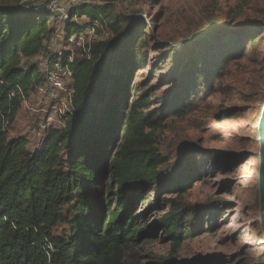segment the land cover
<instances>
[{
	"label": "trees",
	"instance_id": "obj_1",
	"mask_svg": "<svg viewBox=\"0 0 264 264\" xmlns=\"http://www.w3.org/2000/svg\"><path fill=\"white\" fill-rule=\"evenodd\" d=\"M114 11L109 0L73 6L61 29L64 43L81 37L85 43H73L60 56L45 44L58 31L44 5L0 4V264H135L126 252L146 235L140 227L152 207L137 212L146 191H154L159 203L164 189L183 194L199 179L189 160L170 165L160 152L157 130L186 110L181 105L152 110L146 92L133 93L131 76L141 58L133 43L139 35L129 21L130 28L122 27L126 19L110 21ZM106 29L115 32L117 43L88 40L92 30L98 36ZM224 32L203 33L194 53L214 48ZM122 43L128 46L120 50ZM217 54H206L210 66L203 73H219ZM39 56L73 72V108L32 151L28 136L10 137L9 128L23 100L47 81L33 60ZM193 214L172 200L170 211L152 226H163L177 251L200 228L190 224ZM60 225L66 227L61 235L54 231ZM144 264L173 263L156 258Z\"/></svg>",
	"mask_w": 264,
	"mask_h": 264
},
{
	"label": "rangeland",
	"instance_id": "obj_2",
	"mask_svg": "<svg viewBox=\"0 0 264 264\" xmlns=\"http://www.w3.org/2000/svg\"><path fill=\"white\" fill-rule=\"evenodd\" d=\"M47 1L0 0V4L42 6ZM62 1L74 5L73 0ZM109 1L115 5L110 21L115 16L126 19L122 27L131 26L132 33L141 35L133 43L141 55L131 76L133 93L146 92L152 110L176 105L186 110L183 116H170L157 130L160 152L170 165L189 160L199 176L183 194L164 189L159 203L154 191H146L147 198L137 204L140 214L152 207L140 227L146 235L138 237L126 256L135 264L156 258L173 264H264L257 189V126L264 105V0ZM216 28H225V32L218 36L214 48L203 47L194 53L203 33L212 34ZM90 39L118 42L110 29L98 36L90 32ZM126 46L128 43H122L120 50ZM64 47L59 32L51 40V51ZM218 50L215 61L222 59L219 73H203L210 66L206 54ZM33 60L46 72V57ZM193 69L199 74L195 76ZM47 89L46 98L56 92L52 86ZM177 98L184 103H177ZM49 105L41 104L40 95L32 93L9 128V136H28V148L35 150L45 133L30 128L44 117ZM50 115L56 114L53 111ZM60 123L57 118L52 124L60 127ZM172 200L192 210L194 220L190 224L200 227L177 251L165 228L152 226L170 211ZM65 228L60 225L54 231L61 235Z\"/></svg>",
	"mask_w": 264,
	"mask_h": 264
},
{
	"label": "built area",
	"instance_id": "obj_3",
	"mask_svg": "<svg viewBox=\"0 0 264 264\" xmlns=\"http://www.w3.org/2000/svg\"><path fill=\"white\" fill-rule=\"evenodd\" d=\"M89 0H73L74 5L68 6L62 0H48L44 6L47 10L52 12L56 18V25L57 31L62 32V28L66 25V23L70 19V9L73 6H78L82 3L88 2ZM80 23L81 21L78 20ZM91 32H94L93 30ZM57 34V36H58ZM57 36L52 37L45 41V44L51 50V40L56 39ZM84 37L79 38L78 40L73 38L71 39V43L77 45H83ZM91 40V39H90ZM70 44L57 52L60 56H62L64 50H73V45ZM61 60V58H60ZM72 57L70 56V61H72ZM47 81L43 84H40L36 87L33 93H37L40 95V103L41 104H51L49 105L47 111L44 112V117H39L36 122L35 126L30 128V131H40L44 130V133L51 127L54 126L53 121L59 118L61 122V117L66 115L67 112H70L73 108L72 104V88L70 85V81L73 76V72L70 70L68 66H63L60 64V61L55 62L54 64H47ZM69 80V84L66 85V81ZM48 86H52L56 89V92H52L48 98H46V94L48 93ZM66 87H68V97L66 98ZM59 92V93H58ZM64 95L63 97L61 95ZM30 97V96H29ZM26 97L23 102L28 99ZM55 112V117H51V113ZM44 122V123H43ZM61 124V123H60Z\"/></svg>",
	"mask_w": 264,
	"mask_h": 264
},
{
	"label": "water",
	"instance_id": "obj_4",
	"mask_svg": "<svg viewBox=\"0 0 264 264\" xmlns=\"http://www.w3.org/2000/svg\"><path fill=\"white\" fill-rule=\"evenodd\" d=\"M257 127H258V142H259V153H258L259 167L257 174V189H258V201H259L260 213H261V229L264 236V105Z\"/></svg>",
	"mask_w": 264,
	"mask_h": 264
},
{
	"label": "bare ground",
	"instance_id": "obj_5",
	"mask_svg": "<svg viewBox=\"0 0 264 264\" xmlns=\"http://www.w3.org/2000/svg\"><path fill=\"white\" fill-rule=\"evenodd\" d=\"M264 243V242H263Z\"/></svg>",
	"mask_w": 264,
	"mask_h": 264
}]
</instances>
